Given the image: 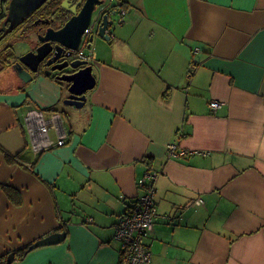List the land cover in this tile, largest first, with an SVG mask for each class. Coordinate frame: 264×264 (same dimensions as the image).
<instances>
[{
  "label": "crops",
  "instance_id": "1",
  "mask_svg": "<svg viewBox=\"0 0 264 264\" xmlns=\"http://www.w3.org/2000/svg\"><path fill=\"white\" fill-rule=\"evenodd\" d=\"M119 2L110 39L83 40L82 107L53 76L0 69V257L65 231L11 264H119L115 226L150 169L152 264H264V0ZM30 110L60 115L53 146L32 147Z\"/></svg>",
  "mask_w": 264,
  "mask_h": 264
},
{
  "label": "water",
  "instance_id": "2",
  "mask_svg": "<svg viewBox=\"0 0 264 264\" xmlns=\"http://www.w3.org/2000/svg\"><path fill=\"white\" fill-rule=\"evenodd\" d=\"M47 1L49 0H8L0 30H11L26 19H29L32 26H25L21 31L29 47L17 57L12 67L23 82L30 81L38 72L62 81L68 93L63 103L82 107L86 91L95 83L92 65L87 59L76 55L84 49V30L94 21L95 28L87 36V48L91 46L94 36L109 40L115 25L118 24V6L112 4V0H62L60 7L68 13L66 18L59 13L50 17H35V12ZM43 63L51 65L50 68L40 69ZM66 68L70 71L65 70ZM54 70L66 72L54 75ZM65 234V231H58L43 236L29 244L28 250L58 243L65 238ZM14 259L15 252L12 251L0 264H11Z\"/></svg>",
  "mask_w": 264,
  "mask_h": 264
},
{
  "label": "built area",
  "instance_id": "3",
  "mask_svg": "<svg viewBox=\"0 0 264 264\" xmlns=\"http://www.w3.org/2000/svg\"><path fill=\"white\" fill-rule=\"evenodd\" d=\"M119 22L123 20L126 9L118 6ZM95 28L94 21L84 30L83 40ZM79 58H92L91 54L79 51L76 54ZM221 104L218 100H211L209 105L215 109ZM60 119L58 113H52L51 119H46L41 110H30L25 116L27 127L32 134V147L41 150L53 146L54 142L48 137L49 123H56ZM57 128V127H56ZM66 134L61 131L57 139V145L65 142ZM168 156H184V151L177 150V145L173 142L167 144ZM158 171L146 170L138 185L142 188V193L136 196L133 201L119 215L115 226V238L119 242L120 263L119 264H152L151 252L146 244V238L150 234L155 217L157 216L154 180ZM203 199L198 197L191 200L189 204L200 205Z\"/></svg>",
  "mask_w": 264,
  "mask_h": 264
},
{
  "label": "trees",
  "instance_id": "4",
  "mask_svg": "<svg viewBox=\"0 0 264 264\" xmlns=\"http://www.w3.org/2000/svg\"><path fill=\"white\" fill-rule=\"evenodd\" d=\"M61 1L62 0H49V1H47L41 8H39L35 12V14L37 12H39L38 15L36 14V16L50 17L54 13L55 14L59 13L62 17L66 18V14L63 13V10L60 7ZM7 4H8V0H0V26H1V22L5 18ZM25 23H27L26 27H28V28L32 27L29 24L30 23L29 19H26L23 23L19 24L18 26H16L15 28H13L11 30H9V29H6L4 31L0 30V69L5 67V65H12L16 61L18 56L16 55V52L14 50V43H15L14 40L17 39V37H13V34L16 32V30L20 26H22ZM19 39H24V38H23V36H21ZM55 80L58 81L57 79H55ZM0 150H2L1 146H0ZM14 157L15 156H13L11 154H6V158L8 160L12 161L14 159ZM6 188H8V187H6ZM8 192H9V195H10L11 199L13 200V202L15 200V203H19L18 200L14 199L13 192L11 190H8ZM28 251H29L28 245H25V246H23V247H21L15 251V256L18 259H21L24 257V255ZM6 256H7V254L1 256L0 262L4 261Z\"/></svg>",
  "mask_w": 264,
  "mask_h": 264
},
{
  "label": "rangeland",
  "instance_id": "5",
  "mask_svg": "<svg viewBox=\"0 0 264 264\" xmlns=\"http://www.w3.org/2000/svg\"><path fill=\"white\" fill-rule=\"evenodd\" d=\"M14 41H15L14 50L16 52V55H20L28 50L29 43L26 40L17 38ZM87 51L89 50L87 49ZM44 115H45V118L48 117L47 113H45Z\"/></svg>",
  "mask_w": 264,
  "mask_h": 264
},
{
  "label": "flooded vegetation",
  "instance_id": "6",
  "mask_svg": "<svg viewBox=\"0 0 264 264\" xmlns=\"http://www.w3.org/2000/svg\"><path fill=\"white\" fill-rule=\"evenodd\" d=\"M111 3H112V4H115V5H117V6L120 5L119 0H112ZM38 13H39V12H37L36 14L38 15ZM35 17H38V16L35 15ZM39 17H40V16H39ZM41 17H42V16H41ZM50 66H51V65H50ZM50 66L45 65V64L43 63V64L41 65L40 69H42V70H48V69L50 68ZM65 70L70 71L69 68H66ZM63 72H66V71L63 70V71L60 72V71L54 70V71H52V74H54V75H55V74H58V73L61 74V73H63ZM59 82H60L61 84H63L62 81H59Z\"/></svg>",
  "mask_w": 264,
  "mask_h": 264
}]
</instances>
